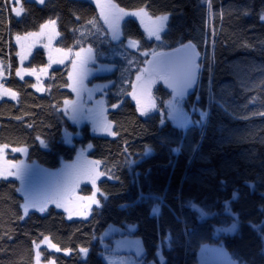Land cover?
I'll use <instances>...</instances> for the list:
<instances>
[{
  "label": "trees",
  "instance_id": "trees-1",
  "mask_svg": "<svg viewBox=\"0 0 264 264\" xmlns=\"http://www.w3.org/2000/svg\"><path fill=\"white\" fill-rule=\"evenodd\" d=\"M114 1L151 16L170 14L167 29L158 43L138 20L123 21L124 41L137 48L111 57L117 68L100 77L112 82L113 134L83 125L70 144L65 130L78 128L62 110L75 96L68 71L54 68L46 91L38 92L33 77L17 75L16 36L54 20L58 47L108 51L98 9L90 0H0V63L8 73L4 84L16 93L0 99V146L26 147L29 161L57 169L91 143L89 156L105 175L88 217H69L55 206L25 214L19 180L0 178V264H34L37 245L44 262L109 264L102 235L110 225L142 240V264H195L205 243L223 246L239 264H264V0ZM21 4L25 12L17 17L13 9ZM188 43L200 56L194 88L177 98L161 81L153 91L156 110L142 115L131 97L137 73L154 66L157 54ZM46 64L40 48L27 63ZM176 100L191 125L171 117Z\"/></svg>",
  "mask_w": 264,
  "mask_h": 264
},
{
  "label": "rangeland",
  "instance_id": "rangeland-1",
  "mask_svg": "<svg viewBox=\"0 0 264 264\" xmlns=\"http://www.w3.org/2000/svg\"><path fill=\"white\" fill-rule=\"evenodd\" d=\"M15 1L19 2V0ZM36 1L39 2V0ZM90 1L98 9L101 21L110 36L107 42H111L114 50L112 48L108 51L103 49L97 51L91 46L79 50L60 48L56 43L59 37L56 23L31 32L43 33L42 35H20L23 39L21 42H17L20 63L18 70L36 69V74H32L30 71H21V75L18 76L33 77L35 79L34 87L38 92L46 91V79L49 78L54 68L67 69L69 86L75 96L74 99L65 101L62 110L78 128L77 132L65 130L64 138L70 144L74 143L75 137L80 135V128L83 125H89L92 132L97 134H113L112 123L108 119V111L111 108L107 100L108 89L112 82L111 80H100V77L113 73L117 68V64L110 60L111 57L124 56L128 52L127 47L137 48L136 41H124L123 21L127 18L138 20L147 36L160 43L170 17L168 13L151 16L143 8L123 9L114 0ZM38 48L45 51L47 64L30 67L27 65L29 58ZM21 53L24 56L23 60H21ZM77 53H79V57H77ZM150 68V72L146 70V67H143L137 73L131 92L138 111L144 116L156 110L157 105L153 91L164 76L159 63ZM7 75L6 67L0 63V99L16 97V95H12L15 93L12 90L6 93V90L9 89L4 84ZM198 113L204 120L206 116L204 112L198 110ZM170 114L175 123L181 127H187L193 123L191 114L183 107L180 100L171 104ZM91 148L92 144L89 143L85 147L79 148L74 159L63 161L57 169H49L37 161H29L26 147L0 146V178L19 180L20 192L24 196L23 211L25 214L31 210L40 211L41 207L46 211L50 206H55L64 210L69 217H88L93 206L99 203L98 182L105 177L100 170L99 161L89 156ZM9 173L15 174L9 175ZM93 179L95 183H93ZM84 185L91 186L93 192L91 194L82 193ZM89 197H94V201L89 200ZM234 228L235 225L231 226V229ZM102 239H104L103 246L107 250L104 257L109 264H142L140 259L144 247L140 238L130 235L129 232L115 225H110L104 231ZM39 247L35 248L34 264H37L36 253H40ZM159 253L161 255V252ZM51 262H44L40 255L39 264H51ZM195 264L239 263L229 256L223 246L205 243L199 250L198 261Z\"/></svg>",
  "mask_w": 264,
  "mask_h": 264
},
{
  "label": "water",
  "instance_id": "water-1",
  "mask_svg": "<svg viewBox=\"0 0 264 264\" xmlns=\"http://www.w3.org/2000/svg\"><path fill=\"white\" fill-rule=\"evenodd\" d=\"M199 59V53L193 43L159 53L153 58L167 72L162 83L177 98L187 96L194 88L199 75ZM146 70L150 72L151 68L147 66Z\"/></svg>",
  "mask_w": 264,
  "mask_h": 264
},
{
  "label": "snow or ice",
  "instance_id": "snow-or-ice-1",
  "mask_svg": "<svg viewBox=\"0 0 264 264\" xmlns=\"http://www.w3.org/2000/svg\"><path fill=\"white\" fill-rule=\"evenodd\" d=\"M39 3H41V4L44 3V0H39ZM13 11L15 12V14H16L17 17H20L25 12V8H24L23 4H21L19 7L14 8ZM55 23L56 22L54 20H49L46 24L42 25L41 28L42 29L43 28H47L48 25H55ZM42 34L43 33L37 34V33H31V32H29V33H26L25 35L26 36H35V35H42ZM22 39H23V37H21L20 35H17L16 36L17 42H21ZM21 47H23L22 44H21ZM46 47H47V45H46ZM20 55H21V60H23L24 59L23 54L21 53ZM76 55H77V57H79V53H77ZM21 71H30L32 74H36V69H24V70H18L17 71V75H21ZM7 92H11V89L6 90V93ZM12 95L15 96L16 93H12ZM3 147H7V145H3ZM17 151H19V149H17ZM14 174L15 173H9V175H14ZM93 183H95V180L94 179H93ZM88 199L94 201V197H89ZM40 211L43 212L44 209L41 207L40 208ZM46 241H47V238L45 237V242ZM37 247H39V245H37ZM52 248L56 249L57 251L59 250L56 245H52ZM39 260H40V253L37 252L36 253V261H37V264H39ZM51 264H55V261H52Z\"/></svg>",
  "mask_w": 264,
  "mask_h": 264
}]
</instances>
